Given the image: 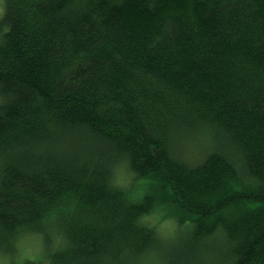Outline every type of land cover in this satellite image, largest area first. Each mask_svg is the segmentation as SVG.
<instances>
[{
  "label": "trees",
  "instance_id": "obj_1",
  "mask_svg": "<svg viewBox=\"0 0 264 264\" xmlns=\"http://www.w3.org/2000/svg\"><path fill=\"white\" fill-rule=\"evenodd\" d=\"M2 10L0 259L264 264V0Z\"/></svg>",
  "mask_w": 264,
  "mask_h": 264
},
{
  "label": "rangeland",
  "instance_id": "obj_2",
  "mask_svg": "<svg viewBox=\"0 0 264 264\" xmlns=\"http://www.w3.org/2000/svg\"><path fill=\"white\" fill-rule=\"evenodd\" d=\"M3 1L4 0H0V14L2 13V9H3ZM176 228V224L171 221L170 219H166V218H162L159 220V234L163 235L165 238L169 239L170 237L172 238L176 232L175 230ZM25 241V247L23 248L22 252H20V254H26L29 255L28 257L33 258L35 260V258H38V252H39V245L36 244L38 243L37 238H29L23 240ZM27 243V244H26ZM23 244V246H24ZM37 253V254H36ZM36 254V255H35ZM19 261H21V259H19ZM11 262V261H10ZM13 264V262H11ZM15 263L18 264V258H16ZM0 264H9L7 263L5 260H3V258L0 259Z\"/></svg>",
  "mask_w": 264,
  "mask_h": 264
}]
</instances>
